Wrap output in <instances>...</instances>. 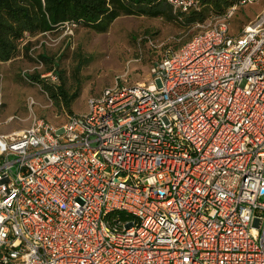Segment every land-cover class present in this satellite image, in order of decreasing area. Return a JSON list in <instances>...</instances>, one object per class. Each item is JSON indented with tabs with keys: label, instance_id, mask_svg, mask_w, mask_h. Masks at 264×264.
<instances>
[{
	"label": "built area",
	"instance_id": "built-area-1",
	"mask_svg": "<svg viewBox=\"0 0 264 264\" xmlns=\"http://www.w3.org/2000/svg\"><path fill=\"white\" fill-rule=\"evenodd\" d=\"M252 1L209 11L147 84L0 133V264H264V8L231 28Z\"/></svg>",
	"mask_w": 264,
	"mask_h": 264
},
{
	"label": "rangeland",
	"instance_id": "rangeland-1",
	"mask_svg": "<svg viewBox=\"0 0 264 264\" xmlns=\"http://www.w3.org/2000/svg\"><path fill=\"white\" fill-rule=\"evenodd\" d=\"M263 8L264 0L239 6L231 24L232 33L238 34ZM196 31L186 30L165 17L121 15L105 33L62 26L33 38L28 51H22L14 61L0 63V133L27 127L31 116L59 126L67 116L85 112L88 98L113 85L116 79L127 84H147L165 51L179 48ZM41 54L55 63L52 73L39 61ZM36 75L44 82L63 86L68 95L77 93L78 97L68 108L63 102L57 106L42 91L41 84L29 78ZM12 116L18 119L6 122Z\"/></svg>",
	"mask_w": 264,
	"mask_h": 264
},
{
	"label": "trees",
	"instance_id": "trees-1",
	"mask_svg": "<svg viewBox=\"0 0 264 264\" xmlns=\"http://www.w3.org/2000/svg\"><path fill=\"white\" fill-rule=\"evenodd\" d=\"M238 1L205 0L206 5L200 12L181 14L173 13L164 0H0V62L14 61L22 51H28L33 38L53 33L65 22L74 28L84 27L105 33L121 15L165 17L189 30L205 21L209 11L214 15H223L227 8ZM39 61L45 64L47 72H53L55 63L51 58L41 54ZM29 78L41 84L42 91L57 106L63 102L68 108L78 97L77 93L68 95L63 86L40 80L39 75ZM119 215L123 217V213Z\"/></svg>",
	"mask_w": 264,
	"mask_h": 264
},
{
	"label": "crops",
	"instance_id": "crops-1",
	"mask_svg": "<svg viewBox=\"0 0 264 264\" xmlns=\"http://www.w3.org/2000/svg\"><path fill=\"white\" fill-rule=\"evenodd\" d=\"M1 63V62H0Z\"/></svg>",
	"mask_w": 264,
	"mask_h": 264
}]
</instances>
